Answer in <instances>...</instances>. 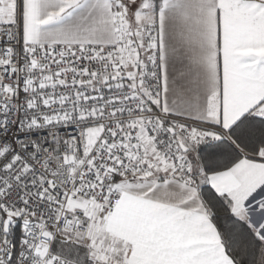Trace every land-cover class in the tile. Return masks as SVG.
<instances>
[{
  "label": "snow or ice",
  "instance_id": "6c2138e0",
  "mask_svg": "<svg viewBox=\"0 0 264 264\" xmlns=\"http://www.w3.org/2000/svg\"><path fill=\"white\" fill-rule=\"evenodd\" d=\"M0 264H264V0H0Z\"/></svg>",
  "mask_w": 264,
  "mask_h": 264
}]
</instances>
